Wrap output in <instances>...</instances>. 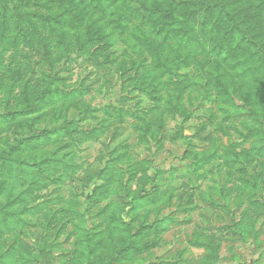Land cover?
Segmentation results:
<instances>
[{"label":"rangeland","instance_id":"1","mask_svg":"<svg viewBox=\"0 0 264 264\" xmlns=\"http://www.w3.org/2000/svg\"><path fill=\"white\" fill-rule=\"evenodd\" d=\"M197 1L0 0V264H264V61Z\"/></svg>","mask_w":264,"mask_h":264},{"label":"trees","instance_id":"2","mask_svg":"<svg viewBox=\"0 0 264 264\" xmlns=\"http://www.w3.org/2000/svg\"><path fill=\"white\" fill-rule=\"evenodd\" d=\"M93 1L98 2V4L102 3L101 0H93ZM201 2L202 0H199L197 2H194V4L201 5ZM188 3L193 4V2L190 1ZM188 3L179 4L175 8L179 9L181 7L187 6ZM252 3L255 5L257 9H259L263 13L264 16V0H252ZM229 4L230 3L228 2V0H212L209 3V5L205 7L206 9L205 12L208 14H212V17L213 16L215 17V21L207 22V19L205 18L204 22L200 26V32L202 33L204 38H206L209 42H214L215 44H218V45H214L213 47H220V52H219L220 54L223 52L222 49L227 51L225 53L227 58L233 59L237 55H242L244 52H248L251 55L253 54L258 55V59L260 61H264V45L261 44L260 41L251 38H246V30L244 29V27H241L236 23L235 11L228 8ZM153 6L155 8L154 9L155 11H153L152 14L155 16L156 12L160 9V7L158 4H154ZM215 9L216 10L218 9L219 12L214 13ZM144 24L152 25V26L154 25V23L152 24L148 20H146ZM222 25H224L227 30H224L223 28L220 29ZM234 30H236V33L239 36H241V39H236L235 40L236 43L231 45L226 50L224 49V44L233 41L234 39L233 36L236 34L234 33ZM216 33L217 34L220 33L219 35L220 39L218 38V35L217 36L215 35ZM190 40H194V39H190ZM201 46L204 47L202 43ZM253 69L256 71H264V65L254 67Z\"/></svg>","mask_w":264,"mask_h":264}]
</instances>
